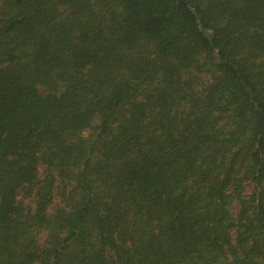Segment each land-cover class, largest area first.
Listing matches in <instances>:
<instances>
[{
    "label": "trees",
    "instance_id": "16d2710c",
    "mask_svg": "<svg viewBox=\"0 0 264 264\" xmlns=\"http://www.w3.org/2000/svg\"><path fill=\"white\" fill-rule=\"evenodd\" d=\"M0 264H264V0H0Z\"/></svg>",
    "mask_w": 264,
    "mask_h": 264
}]
</instances>
